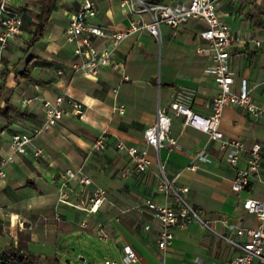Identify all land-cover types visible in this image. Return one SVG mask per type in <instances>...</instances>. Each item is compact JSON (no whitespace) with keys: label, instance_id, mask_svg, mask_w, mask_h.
Returning a JSON list of instances; mask_svg holds the SVG:
<instances>
[{"label":"crops","instance_id":"0c3cea01","mask_svg":"<svg viewBox=\"0 0 264 264\" xmlns=\"http://www.w3.org/2000/svg\"><path fill=\"white\" fill-rule=\"evenodd\" d=\"M40 0H9L22 12L23 21L33 18ZM96 12L91 20L109 28L122 27L131 18H150L148 12H130L119 0H94ZM162 1L172 5L188 0ZM78 0H51L43 34L27 44L29 30L22 25L3 48L0 81V156L9 152L8 139L16 131H31L45 116L43 99L53 100L66 90L83 103L81 113L67 112L49 128L32 137L27 153L15 152L4 166L0 178V246L21 244L22 250L36 253L34 264H82L109 256L120 260L121 245L131 244L141 264H226L237 251L220 234L199 222L173 225L172 238L163 248L157 244V220L149 209L138 210L144 197L164 200L156 190L157 157L164 172L174 176L176 184H186L185 197L219 232L239 240L231 225L216 217L225 215L229 222L254 226L259 219L246 210V196L264 198V111L253 117L247 109L233 104L222 107L219 127L224 135L240 137L247 148L261 143V166L248 184L239 190L231 187L238 165L226 159L216 139L184 121L181 113L170 114V134L176 145L158 150L143 138V129L155 118L158 102L168 103L179 85L194 88L193 109L211 111L210 100L217 90L210 49L196 50V44L208 45L198 35L205 21L190 17L177 27L160 22V37L143 27L126 35L115 47L108 63L95 73L71 75L72 42L64 37V28ZM218 17L228 23L233 38L228 44L229 65L236 89L245 78L253 99L264 109V0H216ZM101 47L104 36H94ZM57 67L63 72L58 74ZM126 73L128 78H122ZM71 75V76H70ZM115 87V89H114ZM124 104L118 112L114 105ZM67 105V104H66ZM103 130L105 145L96 150L93 140ZM117 139L145 147L148 162L138 170L127 153L115 149ZM33 146L42 152L33 155ZM194 163V167H189ZM66 167L79 168L90 181L65 178ZM127 167L126 173L122 170ZM97 186L105 188V198L94 211L81 205ZM63 189L67 201L58 200ZM173 201L172 197H169ZM57 212L60 217L55 218ZM86 224H80V221ZM102 223L108 232L100 237L93 225ZM149 223L148 227L144 224ZM97 239L100 244L94 242ZM86 247L91 260L82 253ZM164 261H161V254ZM0 258H4L0 256ZM252 264H264L256 260Z\"/></svg>","mask_w":264,"mask_h":264},{"label":"built area","instance_id":"2783aa9c","mask_svg":"<svg viewBox=\"0 0 264 264\" xmlns=\"http://www.w3.org/2000/svg\"><path fill=\"white\" fill-rule=\"evenodd\" d=\"M216 0H188L187 3L172 5L162 1L147 2L145 0H119L123 9L130 12H148L150 18L145 20L138 16L131 18L127 24L122 27L109 28L107 25L91 20L96 12L94 0H78V4L71 13L68 22L64 28V37L72 42L73 57L70 60L71 75L76 73H95L99 66L108 63L116 45L129 33L140 28H147L156 38L160 37V22L165 21L173 27H177L190 17H197L205 21V26L198 31V35L208 42V45L196 44V50L204 51L210 49L212 62L209 70L213 73L217 85V90L210 100L211 111L201 113L191 106L194 95V88L189 85H179L173 91L172 97L168 103L158 102L156 106L154 120L143 129V138L147 143L152 144L156 150L159 146L166 145L173 148L176 145V137L169 132L170 114L168 110L175 114L181 113L184 121L207 132L208 136L216 139L219 148H221L226 159L231 163H237L241 158L243 151L244 163L238 165L235 175L231 180V187L239 190L245 187L252 175L258 173L261 166L262 153L261 143L253 141L249 147L244 146L243 139L240 137H229L224 135L219 127L222 107L225 104H233L244 107L253 117L260 116L264 109L257 103L250 92L245 78L240 80L239 86L234 89L233 74L229 65L228 44L233 38L229 25L218 17ZM23 16L20 9L12 5L9 0H0V70L2 67V53L8 39L14 36L21 29ZM94 36H104L107 43L98 47L93 42ZM56 72L61 74L62 67H57ZM70 75V76H71ZM122 78H128L126 73ZM1 79V75H0ZM115 89V87H114ZM45 106L44 118L34 124L31 131H16L11 133L8 139L9 152L0 156V178L5 175V164L13 158L15 152L27 153L31 144L32 137L42 130L49 128L63 114L67 112L81 113L83 103L81 100L69 94L66 90L57 93L53 100L44 98ZM67 104V105H66ZM118 112L124 111V104L118 102L114 105ZM104 131L101 130L93 140L92 147L100 150L104 147ZM115 149L127 153L130 161L138 170L145 168L148 157L145 147L138 146L135 143H128L123 139H117L114 143ZM39 146H33L32 154L36 155L42 152ZM158 175L155 182L156 190L159 191L164 200L156 201L152 197H144L136 204L138 210L144 207L149 209L151 215L157 220L156 230L157 244L163 248L170 242L173 232V225H186L196 221L210 228L212 231L220 234L227 239L230 244L237 248V251L227 261L226 264H252L256 260H264V198H255L246 196L242 200L243 207L254 212L259 221L254 226L242 225L239 222H229L225 215L216 217L224 224L231 225L238 234L246 235L245 240H239L217 231L204 218L192 203L185 197L186 184H176L174 176H168L163 169V164L157 157ZM189 167H194V163H189ZM128 170L125 167L122 173ZM65 178H74L79 182L86 183L90 181L89 176L81 172L79 168L73 169L66 167L63 171ZM169 197L173 201L168 200ZM60 201H67L66 194L60 188L57 196ZM105 198V188L95 187L88 195L87 203L81 205L87 211H94ZM55 218L60 215L55 212ZM85 225V221H80ZM145 227L149 223L144 224ZM100 237H107L108 232L102 223L93 225ZM120 260L105 256L96 262H87L85 264H141L135 248L129 243L121 245ZM161 261H164V254H161ZM0 264H20L14 259L0 258Z\"/></svg>","mask_w":264,"mask_h":264},{"label":"trees","instance_id":"16d2710c","mask_svg":"<svg viewBox=\"0 0 264 264\" xmlns=\"http://www.w3.org/2000/svg\"><path fill=\"white\" fill-rule=\"evenodd\" d=\"M39 4L40 9L34 12L33 18L26 21L22 20L21 26H26L30 32V36L27 39L28 45L43 34V30L50 11L51 0H40ZM6 71V69L0 70L1 78L6 73ZM0 87H3L2 81H0ZM8 107H11V105L6 104L5 106H0V112H4ZM21 248V244L12 245L11 243H7L0 246V256L4 257L5 259H14L20 264H34L37 254L29 251L28 249L22 250Z\"/></svg>","mask_w":264,"mask_h":264},{"label":"rangeland","instance_id":"374dc122","mask_svg":"<svg viewBox=\"0 0 264 264\" xmlns=\"http://www.w3.org/2000/svg\"><path fill=\"white\" fill-rule=\"evenodd\" d=\"M94 242H96V243H98V244L101 243L98 239H97V241L94 240ZM82 248H84V251H83L82 253L86 256L87 259L91 260L89 250H88L86 247H82ZM78 260H80L82 264L87 263V262L84 263L82 259H78ZM91 262H92V261H91Z\"/></svg>","mask_w":264,"mask_h":264}]
</instances>
